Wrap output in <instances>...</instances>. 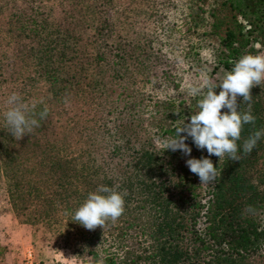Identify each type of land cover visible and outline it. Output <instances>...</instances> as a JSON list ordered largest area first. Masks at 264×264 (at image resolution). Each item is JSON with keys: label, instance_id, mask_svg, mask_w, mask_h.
Returning <instances> with one entry per match:
<instances>
[{"label": "trees", "instance_id": "obj_1", "mask_svg": "<svg viewBox=\"0 0 264 264\" xmlns=\"http://www.w3.org/2000/svg\"><path fill=\"white\" fill-rule=\"evenodd\" d=\"M166 5L0 0L3 201L46 241L61 237L83 264H264V136L243 152L264 129V83L251 89L255 122L242 127L239 161L209 156L191 137L190 155L161 150L158 140L174 137L203 97L181 91L162 51ZM206 18V30L192 16L180 26L195 37L193 56L209 53L212 71L227 73L264 48V0H212ZM13 93L31 118L48 111L20 140L4 118ZM201 157L218 172L207 185L186 165ZM102 185L123 195L124 212L88 230L73 214Z\"/></svg>", "mask_w": 264, "mask_h": 264}, {"label": "clouds", "instance_id": "obj_2", "mask_svg": "<svg viewBox=\"0 0 264 264\" xmlns=\"http://www.w3.org/2000/svg\"><path fill=\"white\" fill-rule=\"evenodd\" d=\"M264 83V55L245 54L234 63L221 83H214L204 75L198 83H188V94L195 97L203 93L198 101L199 111L188 118L175 129V136L158 140L161 150H180L184 155H190L191 148L185 140L191 137L197 149H206L209 156L215 155L219 160L227 156L232 161H239L237 141L241 139L244 124L255 122L251 114V89ZM219 87L217 94L215 89ZM206 90V91H205ZM238 97L248 104L244 113L238 111ZM6 103L10 106L4 113L6 125L11 135L20 140L39 127V120L47 118L48 111L39 113V120L29 116V109L16 94H11ZM222 109L227 112L222 113ZM183 133V135H182ZM264 136V129L256 131L243 143V152L250 154L257 142ZM186 165L193 174L199 177L200 184H210L218 175L213 162L206 157L190 158ZM123 195L107 186H99L95 192L88 194L85 202L74 212L73 221L78 222L88 230L97 226L103 227L106 222H115L124 212ZM249 211H253L249 207Z\"/></svg>", "mask_w": 264, "mask_h": 264}, {"label": "rangeland", "instance_id": "obj_3", "mask_svg": "<svg viewBox=\"0 0 264 264\" xmlns=\"http://www.w3.org/2000/svg\"><path fill=\"white\" fill-rule=\"evenodd\" d=\"M211 2L212 0H167L166 9L161 10L165 15L164 20L169 23L161 38L162 51L173 61L180 89L190 99H197L203 96V93L195 97L189 95L188 83H198L207 75L218 85L226 75L222 69L212 71L211 59L206 50H200L197 57L193 56L195 37L183 34L180 26L181 20L192 16L196 21L201 19L200 24L205 25L202 28L206 30V11ZM145 9L147 10V7L143 8ZM255 49H259L257 55H264V48L255 45ZM155 91L150 89L149 93ZM217 91H220L219 87L215 89V92ZM3 191L1 184L0 264H83L81 258L72 254L69 245H66L61 237L56 239L55 235H50L46 241L40 231L19 223L3 201Z\"/></svg>", "mask_w": 264, "mask_h": 264}, {"label": "built area", "instance_id": "obj_4", "mask_svg": "<svg viewBox=\"0 0 264 264\" xmlns=\"http://www.w3.org/2000/svg\"><path fill=\"white\" fill-rule=\"evenodd\" d=\"M31 264V263H30Z\"/></svg>", "mask_w": 264, "mask_h": 264}]
</instances>
